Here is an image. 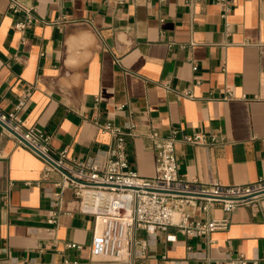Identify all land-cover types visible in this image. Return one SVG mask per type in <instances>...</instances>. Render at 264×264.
I'll return each mask as SVG.
<instances>
[{
  "label": "crops",
  "instance_id": "crops-1",
  "mask_svg": "<svg viewBox=\"0 0 264 264\" xmlns=\"http://www.w3.org/2000/svg\"><path fill=\"white\" fill-rule=\"evenodd\" d=\"M0 0V112L49 137L56 157L102 164L125 137L129 169L154 173L157 130L174 134L178 171L189 179L245 184L264 176V0ZM24 23L17 27L16 23ZM189 91L191 96L183 94ZM199 133L204 142L182 140ZM59 169L22 146L0 123V264H264V197L225 214L205 235L135 230L127 262L91 255L94 214L82 211ZM55 222L50 221L51 214ZM75 243L80 248L69 247ZM235 264H240L236 262Z\"/></svg>",
  "mask_w": 264,
  "mask_h": 264
},
{
  "label": "built area",
  "instance_id": "built-area-1",
  "mask_svg": "<svg viewBox=\"0 0 264 264\" xmlns=\"http://www.w3.org/2000/svg\"><path fill=\"white\" fill-rule=\"evenodd\" d=\"M186 1L193 5L201 0ZM214 1L225 15L232 0ZM116 2L122 3L123 0ZM8 3L14 11L23 8L17 0H8ZM16 26L23 27L24 23H16ZM28 94L29 90L23 92L14 111L0 112V121L12 129L13 132L8 130L22 146L41 157L49 167L59 169L80 209L94 214L99 227H96L89 246L94 257L124 262L131 242L140 246V255L144 254L147 241L135 238L134 232L138 228L157 234L175 226L190 235H205L224 229L229 224L226 216L204 220L196 218L195 212L206 213L211 207L219 206L229 214L241 204L264 197V176L245 184H223L216 180L202 182L189 179L180 174L174 150L177 138L174 134L162 136L154 129L147 133L154 146V173L149 177L139 175L129 169L125 153V137L136 134L134 124L124 130L111 121L98 123L99 128L112 137L101 165L70 157L65 150L59 151L55 157L47 135L32 127L22 128L16 111ZM183 94L191 96L189 91ZM181 139L198 143L205 141L204 135L199 133L183 135ZM54 214L52 212L51 222L56 220ZM67 246L81 247L75 243H67ZM236 262L246 264V259L239 255L238 259L228 261L229 264Z\"/></svg>",
  "mask_w": 264,
  "mask_h": 264
},
{
  "label": "water",
  "instance_id": "water-1",
  "mask_svg": "<svg viewBox=\"0 0 264 264\" xmlns=\"http://www.w3.org/2000/svg\"><path fill=\"white\" fill-rule=\"evenodd\" d=\"M0 123L5 126L7 129H9L10 131H12V129L10 127H8L7 125H5L2 121H0ZM13 132V131H12ZM52 164L55 165V163L53 161H50Z\"/></svg>",
  "mask_w": 264,
  "mask_h": 264
}]
</instances>
